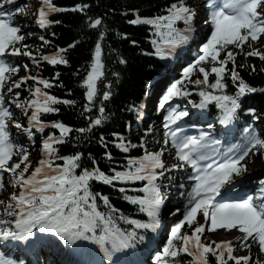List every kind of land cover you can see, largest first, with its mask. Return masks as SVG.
Here are the masks:
<instances>
[{"label":"snow or ice","instance_id":"1","mask_svg":"<svg viewBox=\"0 0 264 264\" xmlns=\"http://www.w3.org/2000/svg\"><path fill=\"white\" fill-rule=\"evenodd\" d=\"M15 4L16 0H0V192L5 193L0 196V245H27L26 250L34 252L51 246L53 242L48 237H55L64 245L76 246L88 254L92 250L85 247L87 244L95 245L103 253V260L86 264H104V260L116 264L115 254L144 239L138 230L156 233L161 228L162 210L170 199L168 190L179 173L182 180L190 182L179 185L185 199L182 219L171 228L162 248L157 247L152 264H181L182 254L191 257L189 264H210V256L216 264H264L259 258L252 262L251 257L253 245L258 247L259 254H264V180L259 182L261 188L255 195L225 199L221 193L225 185L234 186V179L247 171L248 159L264 156V131L256 127L261 118L255 109L245 106L249 95L264 93V88L247 83L237 66L238 55H243L245 60L253 57L264 62V51H261L264 0H208L202 7L208 8L204 22L209 34L199 43L197 17L200 12L191 0H168L163 11L151 17L141 16L138 9L121 13L127 25L148 27L152 51L142 55L167 61L178 58L185 47L195 45L197 57L183 68L182 79L169 82L158 107L154 105L155 111L165 113L163 142L157 141L158 150H150L144 138L154 135L153 126H148L136 142L118 132H112L111 139L103 131L96 137L107 170L101 168L100 159L91 152L86 155L77 148L90 143L97 130L103 129L109 120L106 102L113 98L112 83H104L101 94L98 82L105 76L101 55L110 26L104 16L89 15L91 5L87 2L65 8L56 6L54 0H36L33 20L42 32L38 37L41 44L34 54L27 41L37 36V32L25 31V27L32 25L17 19L21 14L27 18L29 8L13 7ZM65 12L81 14L83 27L100 30L90 57V70L81 85L85 89V103L79 116L85 126L79 127L61 120L42 119L50 114L58 116L60 105L71 109L78 106L75 100L62 99L48 91L64 87L61 73L56 71L50 79L43 78L39 72L31 74L33 66L40 69L42 64L54 68L69 65L67 55L80 41L59 47L52 55L42 51L52 44L44 33L54 24L62 23L53 20V15ZM52 35L56 33L53 31ZM116 35L121 40H130L133 47L138 44L127 32ZM25 57L32 64L23 63L21 68L17 58ZM126 63L124 58L119 59V64ZM248 67L251 68L249 75L257 71L255 65H239V69ZM22 69L25 75H20ZM260 71L264 72V67ZM210 76H214V81L209 80ZM229 81L234 94L228 92ZM24 92L27 96L22 95ZM68 95L73 93L70 91ZM194 95L198 101L192 99ZM176 100L186 101L199 110L191 114L196 116L195 121L188 110L174 106ZM210 106L219 110L218 122L224 126L221 131L226 137H234L236 127H240L238 121L244 116V135L240 142L223 147L210 131L196 129L197 134H189L185 125L198 122ZM186 117L189 119L185 120ZM138 118L143 120V116ZM128 127L130 130L131 125ZM13 128L23 132L33 147L37 138L41 140L35 160L31 159L32 148L12 140ZM48 129L56 131L45 135ZM67 145L72 146V154H62ZM113 149L124 154L123 163H117ZM133 150L142 154L133 157ZM169 158L175 163L169 164ZM100 185L113 189L147 220L142 222L124 215L110 195L97 190ZM118 223L127 224L132 230L121 229ZM218 229L228 234L236 230L238 235L220 242L206 235L217 233ZM237 248L248 254L234 255ZM0 264H24V261L15 258L11 249L0 250Z\"/></svg>","mask_w":264,"mask_h":264},{"label":"trees","instance_id":"2","mask_svg":"<svg viewBox=\"0 0 264 264\" xmlns=\"http://www.w3.org/2000/svg\"><path fill=\"white\" fill-rule=\"evenodd\" d=\"M33 0H16V6H24L27 3L32 2ZM87 2L91 5L89 15L95 17L97 15L104 16L105 21L110 26L108 32L106 33V38L103 41L101 61L104 64V69L102 70L105 74L102 81L98 82V87L101 90L103 89V84L111 82L112 83V92L113 98L110 102L107 103L106 114L109 116V120L106 122V125L103 129L97 130L96 135L93 137V140L90 143H84L78 145L77 150H83L87 155L88 152H91L94 156L100 159L101 168L107 170V162L101 158L102 149L98 147L96 143V137L99 136L100 132L103 131L105 136H108L111 139L112 132H118L124 135L126 138H130L133 142H136L139 137H143V133L148 126H153L154 135L149 137H144L148 140L150 145V150H158L157 141L160 143L163 142V131L154 125L153 121L155 114L152 113L150 117H146L142 122L136 123L138 117V103L140 98L143 96L145 87L149 81H151L154 76L159 75L162 71L171 70L176 68L174 71L175 80L182 79V66L185 63V58L190 52L189 47H185L184 50L180 51L179 57L174 58L171 63H168L167 67H163L162 61L155 56H144L142 55L145 51H152L151 45L149 44L150 32L147 26H130L124 22V17L121 15L123 12L131 13L132 10L138 9L141 16H155L160 14L163 11L164 6L168 3V0H54V3L58 7L71 8L78 3ZM192 5L197 7L201 4L202 0H191ZM200 19L205 18V14L202 12L198 15ZM17 19L25 25H32L31 28L25 27V31H34L37 32V36L31 37L27 42L32 45L33 52L36 54L35 49L40 46L41 42L39 41V34L42 30L38 29L35 26L34 22L31 21L30 16L25 18L22 14L17 17ZM53 20L62 21L61 24H54L52 28L44 33L46 38L52 41V44L47 48H44L43 54L52 55L55 53L56 49L59 47H67L69 43L73 41H80L79 46L70 51L67 55L69 59L68 66H48L42 64L40 69H36L33 66V71L31 74H39L45 78L50 79L56 71L61 73V83L64 85L62 88H53L50 91L51 94L56 95L59 98L73 99L77 103L75 109L67 108L63 105H60L61 113L57 115H47L42 117L47 122L61 120L67 125L73 127L85 126V122L79 116V113L82 111V106L85 103L84 92L85 89L81 87L83 83V78L87 75V71L90 70L91 64V55L94 48V43L98 37V31L100 30H89L86 27H83L84 17L78 13L65 12L54 14L52 17ZM55 32L56 35L53 36L52 32ZM117 32H127L130 39H135L138 44L136 47H133L129 41L121 40L116 33ZM203 40H198L203 42L205 40V34L202 35ZM247 50V46H245ZM193 51L195 52V57H197L196 46L194 45ZM264 51V48L261 49ZM124 58L127 63L125 65L119 64V59ZM21 61V68L23 63L29 65L32 64L31 60L28 58H17ZM240 64L245 65H255L257 71L252 75H249L251 68L239 69ZM237 66L240 74L244 77L247 83L251 86L257 88H264V72H261L260 69L264 67V62H261L258 58L249 57L245 60L243 55L237 56ZM229 67L231 65L229 64ZM23 70V69H22ZM118 73L117 76H113L112 73ZM26 73L24 72L23 75ZM210 81H214V76L209 77ZM31 83V82H30ZM72 92L73 95L69 96L68 93ZM194 91V90H193ZM229 94H234V89L231 86L229 81ZM23 96H27V93H22ZM192 99H198L195 95ZM177 102H183L185 105L186 101L176 100ZM246 108H252L257 111V114L261 118L260 122V131H264V93L257 92L255 94L249 95L245 100ZM158 112L156 111V114ZM206 121L213 120L218 118L219 110L214 106H210L209 110L205 112ZM213 124V123H212ZM211 124V125H212ZM240 127H236L235 135L232 136V139H235L236 136L242 130V127L245 124V118L242 115L241 119L238 121ZM129 125L131 129L129 130ZM209 126V125H208ZM56 130L48 129L46 130L45 135L48 132H55ZM11 138L14 142L23 144L24 147L28 148L29 144L33 147V142L29 141L25 134L19 130L11 129L10 130ZM58 134V132L56 133ZM75 135V134H74ZM37 137L40 136L39 133L36 134ZM41 143V140L37 138L35 140V147L38 148ZM73 148L71 145L64 146L62 154H72ZM114 157L118 164H121L125 161L124 154L119 153L114 150ZM142 152L133 150L131 155L137 157L141 155ZM167 157L168 153L166 152ZM263 162L259 168H256L254 171H246L242 176L234 179L233 184L241 185L248 187L253 190L255 194L259 192L261 187L260 181L264 180V156L262 158ZM169 164L175 163L174 160L168 159ZM182 174L177 173L176 179L172 183L170 189L168 190L169 200L166 201V206L162 210L161 215V226H163V232L166 234L167 231H170L171 228L175 225L174 222L178 221L182 215L183 209V199L184 197L179 198V188L178 185L183 180L181 179ZM7 180V174H5ZM97 190L104 192L106 195H110L113 204L124 213V215L129 216L133 219H139L142 222L147 220V217L141 213L135 211L132 206L128 205L126 201H123L120 195L115 192L113 189L100 185ZM5 193H1V196H4ZM180 209V212H177V209ZM103 210V209H102ZM173 213H176L173 215ZM118 227L121 229H126L131 231V227L127 224L118 223ZM140 235L144 236L142 241L137 240L133 245V250L135 254L143 248L144 242L147 243L150 241L148 239V234L150 232H144L143 230H138ZM152 233V232H151ZM208 235V233H207ZM209 236V235H208ZM71 250L70 248H68ZM252 262L257 258L264 261V254H259V249L256 245H253L251 252ZM31 258H33L31 256ZM210 264H216L214 257H209ZM191 257H187L185 254H182L181 264H189ZM229 264H234V262H229Z\"/></svg>","mask_w":264,"mask_h":264},{"label":"rangeland","instance_id":"3","mask_svg":"<svg viewBox=\"0 0 264 264\" xmlns=\"http://www.w3.org/2000/svg\"><path fill=\"white\" fill-rule=\"evenodd\" d=\"M35 7H36V0L33 2V4H30L27 7V8H29V16L31 17V20H33V12H32V10L35 9ZM200 9H201V7L199 6L198 10L200 11ZM198 21H199V19H198ZM198 24H197V31L200 30V29H202V27L205 26V25L204 26L200 25L201 24L200 21H199ZM20 75H23L22 72H20ZM149 99H150V101H152V97H149ZM29 148H32V156H31V159L35 160L36 159V156H37V148L32 147V145H30ZM165 157H166V155H165ZM262 157L263 156H261V155H257L255 157H252L251 160L247 161L246 162L247 163V171L252 172L256 168H259L262 165V160H263ZM221 232H226V230L218 229L217 230V233L211 234L210 237L214 238L217 242H220V241H228V240L232 239L233 236L238 235V233H236V230H232L231 235L225 236V240H221V239H219V238L222 237ZM233 243L235 244L236 242L233 241ZM234 255H247V252L244 251V250H241V249L237 248L234 251Z\"/></svg>","mask_w":264,"mask_h":264},{"label":"bare ground","instance_id":"4","mask_svg":"<svg viewBox=\"0 0 264 264\" xmlns=\"http://www.w3.org/2000/svg\"><path fill=\"white\" fill-rule=\"evenodd\" d=\"M186 63H188V62H185V63H183V64H186ZM157 122H159L160 120H161V117H157ZM207 235V234H206ZM221 235H222V237L221 238H219V239H221V240H225V236H229V235H231V234H228V233H226V232H221ZM203 239V238H202ZM91 245V244H90ZM41 252V249L39 248V249H37V250H35L34 252Z\"/></svg>","mask_w":264,"mask_h":264}]
</instances>
